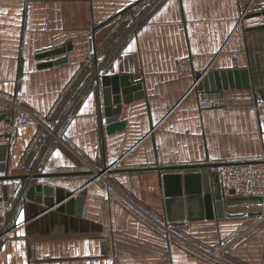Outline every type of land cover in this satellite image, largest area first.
I'll return each mask as SVG.
<instances>
[{"label": "crops", "instance_id": "0c3cea01", "mask_svg": "<svg viewBox=\"0 0 264 264\" xmlns=\"http://www.w3.org/2000/svg\"><path fill=\"white\" fill-rule=\"evenodd\" d=\"M155 1L0 0V96L48 127L17 130L7 174H57L37 182L85 197L82 213L68 214L19 201L18 181H0L13 231L0 264H264V222L253 226L264 213L171 225L162 184L178 172L162 167L264 159L259 88L218 91L226 102L209 109L193 89L196 73L245 68L249 58L264 70V31H246L258 17L238 25L250 1L248 14L264 13V0ZM67 43L63 55L36 58ZM58 57L68 61L39 68ZM115 74L140 81L144 96L123 105L125 127L107 133L97 76Z\"/></svg>", "mask_w": 264, "mask_h": 264}, {"label": "water", "instance_id": "95a60500", "mask_svg": "<svg viewBox=\"0 0 264 264\" xmlns=\"http://www.w3.org/2000/svg\"><path fill=\"white\" fill-rule=\"evenodd\" d=\"M138 4V3H137ZM262 12L250 13L247 18L260 17ZM249 32H263L264 23L246 29ZM72 49V44L49 49L36 55L37 59L60 56ZM260 59V58H259ZM68 57H58L39 64V68H48L64 64ZM259 60L249 58L248 66L228 70H207L196 73L197 90L218 92L226 89H260L264 98V70ZM100 123L106 125L107 133L122 130L124 122H120L123 105L144 96L143 85L130 74H115L97 76ZM114 106V107H113ZM10 148H0V181H18V199L24 202L44 204L47 208L57 206V210L68 214L82 213L85 197L75 195L74 192L62 187H55L48 183L37 182L39 179L60 176L48 173H24L8 175ZM221 164H199L175 167H162L166 173L162 176L164 208L167 220L171 225H182L186 220H214L226 217L261 216L263 215L264 198L260 195L237 193L235 188L226 189L219 173L215 170ZM106 168L105 170H107ZM195 171L184 173V170ZM197 170V171H196ZM206 170V171H205ZM99 172V174H101ZM79 173H67L77 175ZM9 185H3V196L0 200L9 206ZM65 202V203H63ZM255 204L257 209H247L248 204Z\"/></svg>", "mask_w": 264, "mask_h": 264}, {"label": "built area", "instance_id": "2783aa9c", "mask_svg": "<svg viewBox=\"0 0 264 264\" xmlns=\"http://www.w3.org/2000/svg\"><path fill=\"white\" fill-rule=\"evenodd\" d=\"M161 0H156L151 8L155 7ZM251 2L246 6L240 15L238 25L244 23L246 16L251 9ZM148 9L147 12L151 10ZM260 23H264V15L258 17ZM196 89V85L193 86ZM198 107L201 109H209L219 107L225 104L226 100L222 93L205 91L197 92ZM254 109L256 113L264 112V98H256L254 101ZM22 126H40L47 129V125L40 115L33 109L28 107L24 102L16 97H1L0 96V148H10L14 141L17 130ZM55 135V134H54ZM89 166V164H88ZM93 169V168H92ZM111 168H108L101 174L96 172L92 177V182H96L104 177L105 172H108ZM94 170V169H93ZM219 173L221 181L235 188L237 193L247 195H260L264 198V159L261 161L252 162H236V163H224L215 168ZM7 202L0 200V241L5 238H9L12 234V230L9 228V211ZM264 222V216L259 217L253 224V226L260 225ZM219 250L214 253V257L220 260L222 263L225 260L221 256Z\"/></svg>", "mask_w": 264, "mask_h": 264}]
</instances>
